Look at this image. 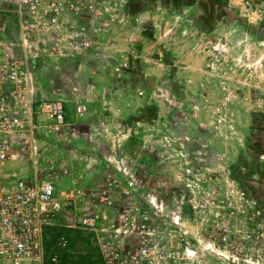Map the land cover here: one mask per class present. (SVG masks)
<instances>
[{"label":"rangeland","instance_id":"1","mask_svg":"<svg viewBox=\"0 0 264 264\" xmlns=\"http://www.w3.org/2000/svg\"><path fill=\"white\" fill-rule=\"evenodd\" d=\"M100 3L109 8L98 22L107 55L45 61L32 77L34 100L63 99L71 113L86 102L89 111L58 131L35 118L10 157L21 177L51 179L59 190L78 180L113 200L108 207L86 197L64 208L48 230V253L68 232L66 264H103L98 237L107 231L84 230L78 220L97 212L110 228L117 211L137 202L161 244L177 230L205 264H261L264 0ZM125 166L137 177L133 189ZM138 241L120 237L122 246Z\"/></svg>","mask_w":264,"mask_h":264},{"label":"built area","instance_id":"2","mask_svg":"<svg viewBox=\"0 0 264 264\" xmlns=\"http://www.w3.org/2000/svg\"><path fill=\"white\" fill-rule=\"evenodd\" d=\"M11 1L12 9L0 8V264H66L62 252L70 247V234H58L53 252L48 253V230L58 226L64 208L85 205L86 197L112 207L108 190L87 193L78 180L59 190L51 179L19 176L11 171L9 162L16 138L36 128L35 118L44 117L50 129L58 131L73 117L89 111L86 102L76 101L71 113L63 99L34 100L32 77L45 61L106 56L107 29L98 22L109 8L101 0ZM7 13L15 21L10 23ZM6 45L15 48L9 52L3 47ZM122 169L128 175V187L135 188L137 177L132 168ZM106 218L96 212L84 214L77 222L80 228L97 234L107 231L98 237L103 264H205L199 250L177 230L161 244L148 222L149 211L137 202L117 211L110 228L102 225ZM122 234H135L139 241L122 246Z\"/></svg>","mask_w":264,"mask_h":264},{"label":"trees","instance_id":"3","mask_svg":"<svg viewBox=\"0 0 264 264\" xmlns=\"http://www.w3.org/2000/svg\"><path fill=\"white\" fill-rule=\"evenodd\" d=\"M48 241V240H47Z\"/></svg>","mask_w":264,"mask_h":264}]
</instances>
